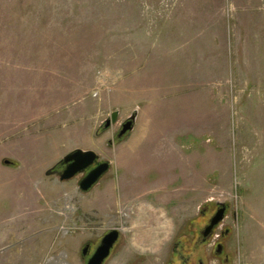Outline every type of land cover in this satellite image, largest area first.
Returning a JSON list of instances; mask_svg holds the SVG:
<instances>
[{
  "label": "rangeland",
  "instance_id": "rangeland-1",
  "mask_svg": "<svg viewBox=\"0 0 264 264\" xmlns=\"http://www.w3.org/2000/svg\"><path fill=\"white\" fill-rule=\"evenodd\" d=\"M134 111L137 128L118 138ZM76 148L111 162L88 192L81 175L58 188L45 174ZM171 150L211 182L202 211L229 205L218 229H231V255L213 253L218 230L210 264H264V0H0V264H86L84 245L112 229L105 264L185 263L174 241L202 211L176 216L161 251L130 245L134 201L150 202L142 185Z\"/></svg>",
  "mask_w": 264,
  "mask_h": 264
},
{
  "label": "crops",
  "instance_id": "crops-1",
  "mask_svg": "<svg viewBox=\"0 0 264 264\" xmlns=\"http://www.w3.org/2000/svg\"><path fill=\"white\" fill-rule=\"evenodd\" d=\"M136 128L137 125H135L134 129ZM205 131H208V129H205ZM170 137L172 138L173 134H171ZM132 149L125 150L124 153L117 152L114 155L112 161L115 162V156H117L118 161L126 160L128 156L130 158L133 153ZM130 151H132V153ZM158 154L160 156V160L156 165L152 167L158 169L160 168L165 174L151 183L147 181L143 183L142 187L144 188V190L141 192L150 190L148 193L149 196L147 197L150 202L134 201V203L137 204V213L134 215L133 224H131L132 239L130 240V245L135 247H143L142 245L149 243L151 245H155L156 250L161 251V249L165 245L164 239H162V237H167L168 235H171L172 232L174 233L175 225H172V221L175 220V217H182L183 214H189L188 216L193 218L194 214H196L198 211L200 213L202 209L206 207L207 203L211 201L210 198L207 197L208 190L211 188V182H208L205 178H201L194 171L189 170L190 165H187V162L188 159L191 161L190 157H188V159H185L183 158V155H181V158L177 159V151L171 150V155L173 156L175 162H173V164H170L166 162V157L168 155L165 154V152L160 151L158 152ZM187 155H189V153ZM164 156L165 159L163 158ZM190 161L189 164L191 163ZM180 180H185L187 182V187L182 185L180 187L175 186L177 184L176 182ZM60 181L61 182L58 184V188H65L66 186H63V183L66 182H63L62 180ZM134 186L140 187L141 185L138 182L137 185ZM184 188H187L188 190L183 191ZM189 191H191L192 194H189ZM141 192H138L131 197L129 196V198H133V200H136L135 197H137ZM185 197L188 199L187 201H189L186 207L189 208H185L183 205H180L179 201L177 202V199L181 198L182 203L184 201L183 198ZM112 203L113 200L112 202H104L103 204H101V206L98 205L96 207L94 205L93 207L97 208V210H100L103 213L109 206L113 205ZM169 207H175L176 209L180 207L181 210H179L178 212H174L172 215L168 212L167 208ZM185 210L187 212L183 213V211ZM206 214H203V218H205ZM194 219L196 220L197 218ZM202 246V254L197 257H203L204 262H207V254L205 253H209V249L205 248L206 245L203 243ZM112 263L120 264V261L115 260Z\"/></svg>",
  "mask_w": 264,
  "mask_h": 264
},
{
  "label": "water",
  "instance_id": "water-1",
  "mask_svg": "<svg viewBox=\"0 0 264 264\" xmlns=\"http://www.w3.org/2000/svg\"><path fill=\"white\" fill-rule=\"evenodd\" d=\"M137 116L138 112L134 111L125 121H123L118 133V138H124L134 129ZM118 117L119 112H113L111 118L106 121L105 126L109 127L111 124L117 122ZM6 162L11 163L9 160H6ZM62 163H64L65 167L62 170H58L57 166ZM110 168L111 162L108 160L101 161L100 155L95 150L76 148L66 154L57 164L49 168L46 171V175H57L60 180L67 181L83 174L84 176H82L79 181V187L82 191L88 192L101 180ZM217 204L220 205V209L212 218L210 225L207 228L206 235L212 236L215 228L226 218L228 208L227 203L217 201ZM120 237L121 232L118 229H112L107 232L86 264H105ZM89 249L90 243L82 249V254H87Z\"/></svg>",
  "mask_w": 264,
  "mask_h": 264
},
{
  "label": "flooded vegetation",
  "instance_id": "flooded-vegetation-1",
  "mask_svg": "<svg viewBox=\"0 0 264 264\" xmlns=\"http://www.w3.org/2000/svg\"><path fill=\"white\" fill-rule=\"evenodd\" d=\"M109 118H107L104 122V125L106 123V121L108 120ZM126 120V119H125ZM123 120V121H125ZM123 121L120 123V126L118 128V131H117V135L121 129V126H122V123ZM112 125V124H111ZM110 125V126H111ZM109 126V127H110ZM106 127V126H105ZM109 127H106V128H109ZM101 161H105V160H101ZM65 167L64 163L62 164H59L57 166V169L58 170H62L63 168ZM84 176L83 174L81 175V177ZM228 205V204H227ZM205 209H207V207H205ZM220 209V205L216 204V208H214V210L210 211L207 213V210H203L202 213L203 214H206L204 220L202 221H198V223L196 222V227L195 226H192L193 224H190L188 226V228L186 230H183L185 232V234L179 236L175 241H174V249H173V256H176L174 258H186L185 260V263L183 264H210V261H209V254H211V251L209 253H205L207 254V259H208V263L204 262L203 260V257H199L198 260H196V262H193V260L191 259V255L194 253V249L196 248V250H198V245H190L188 243L192 242L193 241V238L196 237V239L194 240L195 242L199 241L200 242H203V244H206L207 241H209L211 239V235H206V232H207V228L208 226L210 225V222L212 220V218L214 217V215L217 213V211ZM229 205H228V208H227V212L229 211ZM227 214V213H226ZM197 221V220H196ZM195 229H194V228ZM220 227L217 226L215 228V230L213 231V234L215 235L216 232L219 230V234L216 235L218 237L215 245H214V249H213V253H215L216 255L219 256V254H223V253H226L227 256L228 255H231V252L227 250V246H228V240H227V237L229 236L230 234V228L228 227H221L220 229H218ZM215 236V237H216ZM193 237V238H192ZM101 242V241H100ZM89 244V242H87L84 247ZM100 244V243H99ZM94 245V248L92 247V244H90V249L88 251L87 254L83 255L86 262L89 260V258L94 254L96 248L98 247V245ZM188 244V245H187ZM190 246V247H189ZM198 246V247H197ZM83 247V248H84ZM93 248V249H92ZM189 250L188 252V256H185V253L186 251ZM195 250V251H196ZM202 254V251L199 253V255ZM173 259V258H172ZM170 264V263H169Z\"/></svg>",
  "mask_w": 264,
  "mask_h": 264
}]
</instances>
